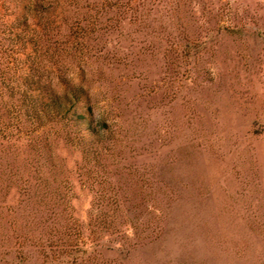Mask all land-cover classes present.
Instances as JSON below:
<instances>
[{
  "label": "rangeland",
  "instance_id": "374dc122",
  "mask_svg": "<svg viewBox=\"0 0 264 264\" xmlns=\"http://www.w3.org/2000/svg\"><path fill=\"white\" fill-rule=\"evenodd\" d=\"M36 1L43 79L107 125L0 136V264H264V0Z\"/></svg>",
  "mask_w": 264,
  "mask_h": 264
},
{
  "label": "trees",
  "instance_id": "16d2710c",
  "mask_svg": "<svg viewBox=\"0 0 264 264\" xmlns=\"http://www.w3.org/2000/svg\"><path fill=\"white\" fill-rule=\"evenodd\" d=\"M53 13L49 5L36 0H24L12 7L0 4V14L13 15L11 19L4 20L2 30V37L10 41L9 47L2 49L9 53L10 65L0 66V97L18 100L9 108L11 117L6 121L0 119V136H9L10 129H23V117L30 121L29 128H25L30 132L48 122L62 120L77 127V142L87 149V145L98 141L99 127L101 124L106 126V120H95L82 85L66 84L67 79L61 76L63 90H54L43 79L36 60L41 44L38 32L45 34L57 25ZM84 100L87 103L80 106Z\"/></svg>",
  "mask_w": 264,
  "mask_h": 264
}]
</instances>
